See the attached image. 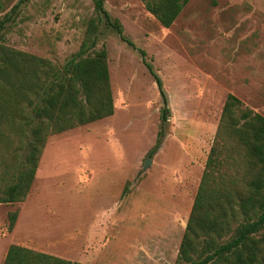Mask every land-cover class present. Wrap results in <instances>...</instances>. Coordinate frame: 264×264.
<instances>
[{
	"label": "rangeland",
	"instance_id": "obj_1",
	"mask_svg": "<svg viewBox=\"0 0 264 264\" xmlns=\"http://www.w3.org/2000/svg\"><path fill=\"white\" fill-rule=\"evenodd\" d=\"M19 1L0 0V44L57 67L97 17L92 0ZM103 5L133 43L99 23L113 114L47 138L26 198L0 204V264L12 243L83 264H175L226 95L264 110V0H189L168 28L141 0Z\"/></svg>",
	"mask_w": 264,
	"mask_h": 264
},
{
	"label": "trees",
	"instance_id": "obj_2",
	"mask_svg": "<svg viewBox=\"0 0 264 264\" xmlns=\"http://www.w3.org/2000/svg\"><path fill=\"white\" fill-rule=\"evenodd\" d=\"M92 1L97 17L87 21L79 51L60 67L0 44V204L26 198L50 135L113 114L107 52L104 47L94 49L99 23L103 21L128 45L133 43L123 35L119 20L105 10L104 0ZM188 1L141 0L165 28ZM8 18L0 20V30ZM139 53L144 60L145 53ZM145 64L159 91L160 119L165 122L169 113L166 94L150 64ZM163 137L159 130L149 156ZM16 217V211L8 214L9 231ZM2 264L83 263L12 243ZM175 264H264V116L230 93L223 103Z\"/></svg>",
	"mask_w": 264,
	"mask_h": 264
},
{
	"label": "crops",
	"instance_id": "obj_3",
	"mask_svg": "<svg viewBox=\"0 0 264 264\" xmlns=\"http://www.w3.org/2000/svg\"><path fill=\"white\" fill-rule=\"evenodd\" d=\"M258 113L264 116V110L262 108H259Z\"/></svg>",
	"mask_w": 264,
	"mask_h": 264
},
{
	"label": "water",
	"instance_id": "obj_4",
	"mask_svg": "<svg viewBox=\"0 0 264 264\" xmlns=\"http://www.w3.org/2000/svg\"><path fill=\"white\" fill-rule=\"evenodd\" d=\"M149 162H150L149 159H145L144 166H147L149 164Z\"/></svg>",
	"mask_w": 264,
	"mask_h": 264
}]
</instances>
